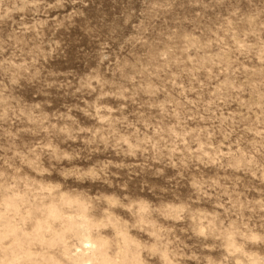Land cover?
I'll return each mask as SVG.
<instances>
[{
    "label": "rangeland",
    "instance_id": "374dc122",
    "mask_svg": "<svg viewBox=\"0 0 264 264\" xmlns=\"http://www.w3.org/2000/svg\"><path fill=\"white\" fill-rule=\"evenodd\" d=\"M149 256L264 262V0H0V264Z\"/></svg>",
    "mask_w": 264,
    "mask_h": 264
},
{
    "label": "clouds",
    "instance_id": "9594fccd",
    "mask_svg": "<svg viewBox=\"0 0 264 264\" xmlns=\"http://www.w3.org/2000/svg\"><path fill=\"white\" fill-rule=\"evenodd\" d=\"M249 242H250V243H255L256 241H249ZM146 264H159V262H158L156 259H153V258H151V256H149V258H148ZM243 264H247V261L244 260V261H243ZM262 264H264V262H262Z\"/></svg>",
    "mask_w": 264,
    "mask_h": 264
}]
</instances>
